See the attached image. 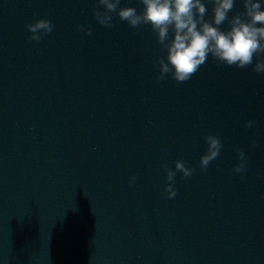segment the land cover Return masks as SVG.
Wrapping results in <instances>:
<instances>
[{
  "label": "water",
  "instance_id": "95a60500",
  "mask_svg": "<svg viewBox=\"0 0 264 264\" xmlns=\"http://www.w3.org/2000/svg\"><path fill=\"white\" fill-rule=\"evenodd\" d=\"M93 6L0 0V264H264V73L209 56L157 82L150 26L105 28ZM37 19L53 29L33 42ZM207 134L222 147L201 171ZM177 160L194 171L168 199Z\"/></svg>",
  "mask_w": 264,
  "mask_h": 264
},
{
  "label": "clouds",
  "instance_id": "9594fccd",
  "mask_svg": "<svg viewBox=\"0 0 264 264\" xmlns=\"http://www.w3.org/2000/svg\"><path fill=\"white\" fill-rule=\"evenodd\" d=\"M206 2L211 3L208 14ZM142 8L121 6V0H94L92 15L105 28H113L114 18L126 22L130 28L150 26L156 43L165 52L153 61L158 73L157 82L171 78L177 83L191 79L209 56L220 64L244 69L252 66L255 73H264V2L262 0H241L242 12L233 11L235 0H139ZM115 14V17L114 15ZM207 17V18H206ZM227 24V29L221 25ZM30 33L28 39L39 42L53 29L51 20L37 19L25 25ZM77 29L91 36L90 27L77 25ZM255 122L245 121L246 128ZM207 150L199 158L201 171H206L211 161L221 150L217 136H204ZM237 163L233 171L240 174L247 170L246 154L237 148ZM165 172L164 192L166 198L176 196L173 180L176 172L187 178L194 169L186 167L183 160L174 162V170L167 163L161 165ZM135 176L130 178L134 182Z\"/></svg>",
  "mask_w": 264,
  "mask_h": 264
}]
</instances>
